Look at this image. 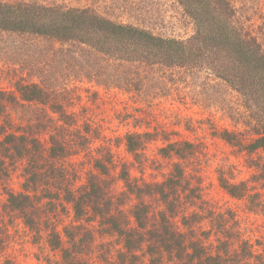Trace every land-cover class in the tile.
I'll return each instance as SVG.
<instances>
[{"label": "trees", "instance_id": "16d2710c", "mask_svg": "<svg viewBox=\"0 0 264 264\" xmlns=\"http://www.w3.org/2000/svg\"><path fill=\"white\" fill-rule=\"evenodd\" d=\"M179 1L195 26L187 39L164 37L140 25L116 21L90 4L0 0V34L20 37L33 62L37 59L34 51L45 56V66L13 79L12 90L0 91V180L16 165L24 178L22 191H8L0 209V256L6 229L3 211H7L18 215L36 236L44 233L49 247L60 251L62 264H95L89 255L97 236L103 239L100 246H115V260L111 250H105L100 264H257L254 244L239 234L235 237L238 247L229 249L234 233L224 229L225 223L218 232L226 237H220L214 247L203 239L210 232L197 237L192 221L198 222V213L186 214L181 197L188 186L191 191L198 189L183 164L194 154V143L174 139L165 123L151 130L129 131L124 137L126 149L137 161L150 142H164L159 154L169 160L170 170L163 181L137 179L126 163L118 171L111 151L91 150L90 165L72 174L76 165L69 159L87 146L90 130H73L75 97L68 84L87 80L98 86L114 83L112 87L128 92L141 91L153 69L162 71L156 74L161 75L160 83H186L205 72L208 83H227L240 95L253 97L259 113L246 124L248 143L235 140L236 132L229 129L220 131V136L247 152L264 150L263 42L235 22L236 9L230 0ZM42 41L47 49H41ZM61 62L73 72L64 81L57 79L53 69ZM8 105L21 114L20 122L11 116L5 120ZM219 180L232 197H247L250 208L264 215L259 193L247 191L245 182L233 183L223 174ZM117 181L124 186L119 192L114 187ZM148 199L159 208L152 210ZM57 203L62 208L68 205L72 214L62 232L55 226L56 213L53 217L48 213ZM215 215L209 212L204 219L215 226L223 216Z\"/></svg>", "mask_w": 264, "mask_h": 264}, {"label": "rangeland", "instance_id": "374dc122", "mask_svg": "<svg viewBox=\"0 0 264 264\" xmlns=\"http://www.w3.org/2000/svg\"><path fill=\"white\" fill-rule=\"evenodd\" d=\"M66 1L74 5H93L116 21L140 25L164 37L187 39L195 30L193 19L179 0ZM230 1L236 9L235 22L256 35L264 44V0ZM42 42L41 49H47L45 41ZM25 45L20 37L0 34V91L12 90L13 79L20 75L26 77L33 68L45 66V56L41 55L40 50L34 51L33 56L37 59L33 62ZM63 65L62 62L53 65L55 75L61 81L68 74H73L71 67ZM148 74L149 81L143 84L141 91L128 92L112 87L114 83H107L106 87L98 86L87 80L68 84L73 89L72 97H75L71 111L76 114L77 120L73 130L82 133L90 130L87 146L79 155L69 159L76 165L72 168V174L75 169L82 170L90 165L88 155L91 150L111 151L118 171L126 163L131 175L137 179L151 183L163 181L170 170L169 160L159 154L164 142L161 139L150 142L142 151L140 161H137L126 149L124 137L129 131L151 130L165 123L164 128L172 132L174 139L194 143V154L188 155L183 164L198 189L191 191L188 186L181 197L186 207L184 209H187L186 214L190 215L194 211L198 213V222L192 221L197 237L205 231L210 232L209 237L203 239L207 245L214 247L220 237H226L218 232L225 223L224 229L234 233V237L229 238V249L233 251L238 247L235 237L239 234L241 239L254 244V249L259 253L254 261L264 264V215L250 208L247 197H232L219 180L220 174H223L233 183L245 182L247 191L259 193L264 202V150L247 152L244 147L231 145L220 136V131L229 129L236 132L235 140L248 143L250 135L246 124L259 113L256 111L258 104L255 99L240 95L227 83H208L205 72L188 78L186 83H160V69L150 70ZM10 116L15 122L21 121V114L8 105L3 117L6 120ZM23 181L22 168L17 165L11 167L5 180H0L1 210L7 192L22 191ZM114 187L119 192L124 186L121 181H117ZM148 201L152 203V210L159 208L155 200ZM48 209L52 207L48 206ZM3 212L6 229L3 227L0 264H62L60 251L49 247L44 240V233L36 236L18 215ZM209 212L216 214L214 218L217 214L223 215L219 221L216 219L215 226L209 218L204 219ZM48 213L52 217L56 213L55 226L61 232L63 226L71 222L72 214L68 205L62 208L57 203L54 210ZM107 239L111 240L109 237ZM102 243L103 239L97 236L95 249L89 255L95 264H100L101 252L109 249L113 255L112 261L115 260V246L112 243L100 246Z\"/></svg>", "mask_w": 264, "mask_h": 264}]
</instances>
